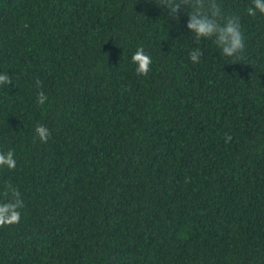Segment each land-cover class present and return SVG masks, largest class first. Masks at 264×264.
<instances>
[{"label":"trees","instance_id":"obj_1","mask_svg":"<svg viewBox=\"0 0 264 264\" xmlns=\"http://www.w3.org/2000/svg\"><path fill=\"white\" fill-rule=\"evenodd\" d=\"M156 2L179 0H0V150L17 158L0 199L7 183L24 203L0 264H264V16L217 0L245 37L222 58Z\"/></svg>","mask_w":264,"mask_h":264},{"label":"clouds","instance_id":"obj_2","mask_svg":"<svg viewBox=\"0 0 264 264\" xmlns=\"http://www.w3.org/2000/svg\"><path fill=\"white\" fill-rule=\"evenodd\" d=\"M157 3V2H156ZM168 10L169 16L179 22L178 13L187 10V30L197 41L210 40L222 58L238 57L245 48V37L241 29L239 15H224L217 0H179V2L160 4ZM249 17L264 16V0H251L246 9ZM203 56L199 48L189 53V59L197 64ZM138 75H147L152 65L151 57L140 47L131 56ZM14 82L8 72H0V87L9 89ZM47 97L43 92L38 95V103L44 105ZM34 135L40 142H47L50 131L44 125L34 128ZM231 139V137H228ZM17 167L14 149L0 150V171H11ZM24 203L21 192L11 184L4 185V198L0 199V225L18 223L21 219Z\"/></svg>","mask_w":264,"mask_h":264}]
</instances>
